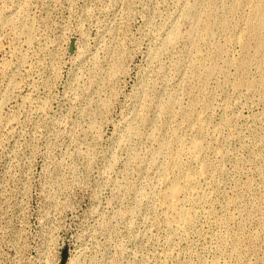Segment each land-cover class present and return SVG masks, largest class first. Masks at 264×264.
I'll list each match as a JSON object with an SVG mask.
<instances>
[{
    "label": "rangeland",
    "instance_id": "1",
    "mask_svg": "<svg viewBox=\"0 0 264 264\" xmlns=\"http://www.w3.org/2000/svg\"><path fill=\"white\" fill-rule=\"evenodd\" d=\"M263 4L0 0V264H264ZM199 115L176 228L159 168Z\"/></svg>",
    "mask_w": 264,
    "mask_h": 264
},
{
    "label": "bare ground",
    "instance_id": "2",
    "mask_svg": "<svg viewBox=\"0 0 264 264\" xmlns=\"http://www.w3.org/2000/svg\"><path fill=\"white\" fill-rule=\"evenodd\" d=\"M262 11L264 12V4L262 6ZM192 14H193V22H192L193 26L199 25L201 22L199 17L195 13ZM259 26H260L259 23L255 24L253 30L257 31L259 29ZM175 37H176V33L175 31H172L170 33V38L174 39ZM237 40L239 42L240 41L242 42V37H238ZM195 67L196 66L191 65L190 70L195 69ZM188 78H192V77H186V79ZM186 126H187L186 130L190 132V134H193L194 138L190 140L188 145H185L183 143H180L181 141H179L178 138L173 135L172 142L178 143L181 146L180 151L177 152L176 158H172L170 161H168L167 164L159 168L160 169L159 175H160L162 188L157 190V194H158L157 199L160 202L161 205L160 207H162V209L165 211L164 213H168V212L176 213L177 220H175L176 222L173 223V226L176 228L177 226L186 227L190 225L192 222H194L196 212L192 211L191 209L189 210L186 206L189 205L193 208V206L196 205L198 206V204H201L204 201V196H202V198L200 196L201 190L199 191L200 188L199 182L202 179L207 178V175L209 174V166H210L209 162L205 158V151H206V147L204 144L205 125L201 115L198 116V121L196 122V124L194 125L186 124ZM162 148L167 149L168 145L167 144L163 145ZM180 155L184 156L183 166H181L179 163ZM174 166L180 170L181 172L180 176H178L177 178H167L165 175L162 176L164 171L171 169ZM163 215L166 217L167 214L166 215L163 214Z\"/></svg>",
    "mask_w": 264,
    "mask_h": 264
},
{
    "label": "water",
    "instance_id": "3",
    "mask_svg": "<svg viewBox=\"0 0 264 264\" xmlns=\"http://www.w3.org/2000/svg\"><path fill=\"white\" fill-rule=\"evenodd\" d=\"M66 258H67L66 252L63 251L60 264H65Z\"/></svg>",
    "mask_w": 264,
    "mask_h": 264
}]
</instances>
